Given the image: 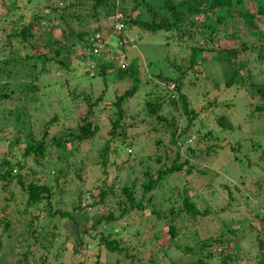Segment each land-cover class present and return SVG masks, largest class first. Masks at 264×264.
I'll use <instances>...</instances> for the list:
<instances>
[{
    "label": "trees",
    "instance_id": "1",
    "mask_svg": "<svg viewBox=\"0 0 264 264\" xmlns=\"http://www.w3.org/2000/svg\"><path fill=\"white\" fill-rule=\"evenodd\" d=\"M133 1L135 5L132 11L127 14L124 6L121 5V0H90L89 4L70 0L63 8H59L64 18V26L59 23L55 28L51 27L52 34L56 28H61V33L64 36L62 41H55L50 45L48 42L43 44L42 40L38 47L35 46L36 42L33 43L31 38L39 26L33 22L23 28L14 29V32L7 35L0 44V77L5 73L9 75V71L13 78L23 77L18 80L19 83H23L20 95L15 89L10 93L6 91L0 93L1 118L13 117L16 123L24 125L30 123L29 112L33 105H35V109L32 110L33 115L38 108L43 109L45 113L52 106H59L61 109L59 111H66L68 104L71 103L76 107L82 106L81 103H86L88 108V112L82 118L83 123L79 125L77 131L60 133L49 138L51 122L44 126L45 131L41 134V138L30 131L25 138L21 139L24 142L23 158L15 163L5 155L2 156L0 152V182L4 183L6 180H10L20 186L21 196L26 197L23 210L26 215L31 214L34 210L41 211L40 216L33 217L26 224L33 242L24 248L21 260L8 263L51 264L50 255L54 252L60 258L69 250L72 256H83L92 252L91 250H95V264H110L108 260L114 255L118 256L115 260L117 264L122 257L125 260L129 259V264H159L162 256H167L170 249L168 242L172 243L176 239V247L196 258L189 264H212L218 259L219 261L221 259L222 264H230V260H237L230 259L225 254L229 248L225 246V240L237 234V230H232L229 225L223 224V230L216 238L201 240L200 248L196 247L198 242H196L194 234H190L187 230L182 231L178 227V225L188 227V223L196 226L197 223H202L205 219L219 217L206 204L205 196L201 192L197 195L192 194L198 189L186 176L195 174L197 170L201 169L200 166L206 162V159L214 157L221 151L223 147L221 143L224 139L219 136L220 134H216L217 129H233V125L225 116L215 118L214 122L212 115L202 116L200 111L192 107L191 100L185 93L187 86L196 83L195 81L189 83L186 80L185 74L189 71L190 66L184 68L183 72L180 71L181 66L174 60L172 61V57L168 53L164 55L165 58L160 67L156 65L157 61H151L149 66H153L154 70L149 72L150 75H148V69L145 73H141L140 63L134 57L130 60L126 54L127 47L128 49L135 48L127 46L126 42L130 37L128 31L131 30V26H137L142 31L157 35L158 38L166 36L169 40L175 41L178 37L188 40L179 41H192V46H189L191 67L202 65L210 73L219 71L224 77L223 82L226 89L242 88L246 92L252 103L250 105L254 107L248 112V115L251 117L258 111L262 112L261 116H264V80L245 82L241 73L234 69L232 63L233 59L241 53L256 52L261 65L264 59V27L261 26H264V0H159L160 4L158 5L154 4V1L158 0ZM144 5L147 8V16L141 9ZM12 8L17 12L16 7ZM101 10L106 12L108 17H113L118 12L122 13L118 22H122L128 29L124 30V27L117 31L116 36L119 37V41L121 40L118 49L122 51L123 61L127 64L125 66L117 61L115 64L111 60H105L103 54L91 55L85 50V52L77 53L76 45L78 44L82 45L84 49L90 48L91 39L88 38L96 31H100L101 25L95 29L88 28L75 32L66 16L79 18L80 13H86L87 17L95 20L101 17ZM14 38L19 44L15 42ZM72 40L74 42L70 44ZM196 40L199 42L198 45L195 44ZM206 45H210V47ZM76 57L89 60L85 67L86 71L90 72L91 69L96 68L98 70L96 77L101 78L106 88L109 87L110 80L128 85L122 93L115 91L113 100H108V111L111 113L109 117L111 137L103 148L102 157H105L112 149L111 142L115 144L114 151L118 153L125 146L134 148L135 137L127 136V107L129 101L136 93L143 91L142 89L144 92L148 91L145 111L148 118L156 120L157 124L154 130L169 135L170 142L177 146L175 153L173 150L166 152L163 147L162 152L156 154L154 163L158 166L154 167L153 163L146 166L147 181L141 183L140 187H138V178L131 183H125L121 189L117 187L118 182L116 181L111 186H108L106 181L96 182L94 188L87 191L83 190V186H79L77 189H73V186H66L70 173L81 181L85 180V164H82L79 169L74 167V156L77 154V146H81L84 141L93 138L99 130L100 125L91 119L93 116L91 111L105 102L107 98V90H104L97 99L93 100L92 94L85 89V85H91L88 81H92L94 78H91L87 73L81 75L74 73L76 70L71 67L74 66L72 62ZM51 67L56 69L53 70ZM174 68L179 70L177 74L172 71ZM50 73L61 77L63 75L64 79L60 80L58 84L42 81V76ZM214 83L216 86L219 85V82ZM79 85L85 87L80 92L76 90ZM72 86L75 88L68 91V88ZM52 91H56L59 94L58 97L54 96ZM14 94H17L18 97H13ZM174 102L180 103L181 110H183V113L180 110L178 116L170 110ZM8 103L11 106L10 111L4 108ZM210 108H212V103L202 109L208 111ZM178 118H181L180 122ZM196 121L199 123L198 125ZM216 124L217 126H215ZM204 128L205 131H203ZM117 135L122 142L115 140ZM192 135L196 141L190 140L191 142H189ZM200 141L207 145L206 149H200ZM17 142H20V138L13 140L12 144L15 145ZM159 142L161 145L163 141L159 140ZM172 153L175 156L171 155ZM124 155L136 159L137 153L124 152ZM164 157L165 161L163 162ZM28 158L35 161L36 168L28 169ZM25 169L30 170V174H27ZM51 171L52 173H50ZM107 172L104 171L103 176ZM201 173L204 172L201 171ZM37 175H46L47 182L41 183L42 178L35 181ZM105 177L106 180L107 176ZM169 177L173 179L176 177L180 180L185 178V181L183 179V187L177 190L176 201L179 205L169 208L166 212L156 208L153 202L155 194L159 193L158 190L163 188L165 180ZM217 179L224 181L223 178ZM213 180H210L208 185H211ZM263 181L260 183L261 191L256 196L258 203L251 202L253 203L252 208L256 212L255 215L261 219H264ZM221 184L231 196L232 192L228 183ZM256 184L259 185V182L256 181ZM6 187V184H3L2 189L5 190ZM96 188L99 190L98 192L94 191ZM167 197L168 200H172L173 194ZM9 200L10 198L6 199V201ZM201 204L206 205L199 208ZM102 206L108 213L102 215L97 221H92L89 226L83 229L82 227L88 225L90 220H79V214H87L92 209L98 213ZM152 215L160 227L163 225L168 227L166 234H169L170 241L169 238L168 241L163 240L159 234L161 230L158 226L155 225L151 229L149 227L147 233L141 228L144 224L135 222L134 217L144 218L146 222ZM42 217L46 220L44 226L52 224L56 228L58 224L62 223L61 229L52 228L47 232L38 231ZM142 220L140 219V221ZM7 225L9 226V223ZM149 231L154 234H150ZM64 232L66 234H63ZM130 234L133 236L128 241L127 238ZM180 234L188 241L181 238L182 243L179 242ZM61 240L64 242L61 243ZM33 244H38V247ZM212 246L216 248L213 249ZM4 250L3 240L0 236V258L3 257L1 255ZM145 254L148 255L147 259H145ZM142 259L145 260L142 261ZM173 262L179 264L178 261ZM0 264L7 263L1 259ZM257 264H264V253L260 254Z\"/></svg>",
    "mask_w": 264,
    "mask_h": 264
},
{
    "label": "rangeland",
    "instance_id": "2",
    "mask_svg": "<svg viewBox=\"0 0 264 264\" xmlns=\"http://www.w3.org/2000/svg\"><path fill=\"white\" fill-rule=\"evenodd\" d=\"M78 1L90 3V0ZM68 2H70V0H0V44L6 39L7 35L14 32V29L23 28L25 25L33 22L39 26V29L35 31V35L31 38L33 43L36 42L35 46L38 47V44L42 40L43 44L48 42L50 45L55 41H62L64 36L61 33V28H56L54 34H52L51 27L55 28L59 23L61 26H64V18L61 15L60 9L67 5ZM154 4H160V1H154ZM121 5L124 6L126 13L129 14L135 2L133 0H121ZM12 7H16L17 12H15L16 9ZM141 9L145 12V16H147L146 6H142ZM11 13L13 14L11 15ZM74 13L77 12L74 11ZM100 16V18H96L95 20L87 17L86 13H80L79 18L70 17L69 15L66 17L71 22L75 32L88 28L95 29L101 25L100 31H96L88 39L90 40L93 36L95 37L99 34L101 36H99V38L103 40L105 45L101 49V51L104 50V52L100 50L99 52L105 55V60H111L115 64L119 62V64L123 66L127 65L123 61L121 49H118L121 40L119 41V37L116 36L117 31L124 29L123 23L118 22L122 13L118 12L113 17H108L106 12L101 10ZM261 26L264 27L263 25ZM126 29H128L127 26H125L124 30ZM130 29L131 30L128 31L130 37L127 38L129 44L126 40L125 42L127 46L130 45L131 48L135 49H128L127 47L128 52L126 51V54L130 60L136 58L140 63L141 73H145L147 69L148 73L151 70L153 71L154 67L149 66L153 61H157L156 65L160 67L165 58L164 55L170 53L172 61L174 60L181 66L179 69L180 71L183 72L184 68L190 66L189 71L185 74L187 82L191 83L195 81L197 83L185 88V93L191 100L192 107L200 111L202 116L212 115L214 122L216 120L215 118L225 116L233 125V129H217L216 134H220L219 136L224 139L221 143L223 146L221 151L214 157L206 159V162L201 164V169L199 171L196 169L197 172L195 174L186 176V178L191 181L192 185L198 189L192 192V194L197 195L201 192L203 196H205L206 204L209 205L211 210L217 213L219 217L217 219H205L204 222L197 223L196 226L188 223V227L182 225H178V227H180L182 231L187 230L190 234H194L197 239L196 242H198L196 247L200 248L201 240L205 238H216L222 232L223 226L229 225L232 230H237L236 235L227 238L224 242L225 246L229 247L225 252L226 256L230 259H237L233 261L230 260L229 263L257 264L260 260V254L263 255L264 253V219L255 215L256 212L253 210V203L251 202L258 203L256 196L260 193V183L264 180V116H261L262 112L259 113L256 111L255 115L250 117L248 112L254 107L250 105L252 103L249 101L244 89H226L223 82L224 77L219 71L218 73H210L202 65L191 67L189 46H192V41L187 42V39H179L178 37L175 41L169 40L166 36L158 38L157 35L142 31L137 26H131ZM16 38H14L15 42L19 44ZM196 39H198V37H196ZM73 42L74 40H72L70 44ZM198 43L199 42L196 40L195 44L198 45ZM132 44L135 45L133 46ZM206 46L210 47V45ZM76 50L77 53L86 51L91 54L90 49L84 51L82 45L79 44L76 45ZM211 54H214V52H211ZM88 62L89 60H82L77 57L74 58L72 62L74 66L71 68L76 70L74 71L75 74L81 75L87 73L91 78H94L92 81H88L91 85H85L86 88L79 85V88L76 90L80 92L83 88L87 89V91L92 94L93 100L97 99L102 91L107 90V98L105 102L99 104L91 111L93 113L91 119L100 125L99 130L93 138L84 141L81 146H77V154L74 156V167L79 169L82 164H85V180L81 181L75 178L74 174L70 173L66 186H73V189L83 186V190L87 191L94 188L96 182L102 183V181H106V184L111 186L112 183L116 181L118 182L117 187L121 189L125 183H131L138 178V187H140L141 183L147 181L145 176L146 166L150 163H153L152 165L154 167L158 166L154 163L156 154H160L163 147L166 152L173 150V153H175L174 151L177 149V146L170 142L169 135L161 134L154 130L157 124L156 120L148 118L145 111L146 94L148 91L144 92V89H142L143 91L136 93L129 101L127 107V136L135 137L134 148L125 146L124 149L118 153L114 151L116 146L111 142L112 149L105 155L106 158L102 157L103 148L107 145V141L111 137L109 132L111 129V123L109 121L111 113L108 111V100H113L115 91L122 93L128 85L127 83H118L110 80L109 87L106 88L101 78L96 77L98 72L96 68L91 69L90 72L86 71L85 67ZM232 63L234 69L241 73L245 82H261L264 80V59L260 65L259 57L256 52L241 53L233 59ZM51 68L53 70L56 69L55 67ZM179 70L176 68L172 69L176 74ZM150 74L151 73L148 75ZM108 76L112 77L111 75ZM22 78H13L10 75V71L9 75L5 73L0 77V93L5 91L10 93L15 89V91H18L17 94L20 95V88L23 83H19L18 80ZM62 79H64L63 75L61 77L52 73L42 76V81H49L50 84L54 82L58 84ZM214 82H219V85L216 86ZM74 86L68 88V91L75 88ZM52 93L57 97L59 95L56 91H52ZM17 94H14L13 97H18ZM209 103H212V108L208 111L202 109ZM81 104L82 106L79 105V108L74 106L73 103L68 104V109H66V111H59L61 110L59 106H52V108L45 113L43 109L38 108L34 115L32 114V110L35 109V105H33L29 112L30 123H25L24 125L22 123L21 125H19L18 122L16 123L13 117H0V152L2 156L5 155L6 158L10 159L13 163L22 159L24 142H22L21 139L25 138L30 131H33L35 136L41 138V134L45 131L44 126L48 122L52 123L49 124V138L60 133L77 131L79 125L83 123L82 118L88 112L87 104ZM10 107L9 103L4 106L8 111H10ZM170 110L178 116L181 110V104L174 102ZM55 113H57V115H55ZM181 113H183V110H181ZM178 120L180 122L181 118H178ZM182 120H185V118H182ZM196 123L197 125L199 124L197 121ZM215 126H217V124ZM203 131H205V128ZM17 138H20V142L13 145L12 141ZM115 140L117 142H122L118 138V135ZM159 140L163 141L161 145L159 144ZM190 140L196 141L193 135L190 136L188 141L191 142ZM203 148L206 149L207 145L200 141V149ZM124 152L128 154L137 153L136 159H131L133 157L124 155ZM173 153L171 155L175 156ZM123 161L124 163H122ZM162 161H165V157ZM27 162L28 169L36 168L35 161L32 158H28ZM28 169L25 170L27 174H30L31 171ZM104 171H108L105 175L107 176L106 180V177L103 176ZM201 171L204 173H201ZM50 173H52V171ZM45 176L46 175H37L34 180L36 181L42 178L41 183H46L47 178ZM215 177L223 178L224 181L218 180L217 178L213 180ZM183 179L185 181V178ZM183 179H176V177L174 179L170 177L166 179L163 188L158 190L159 193L154 196V206L166 212L169 208L178 206L179 203L176 201L178 195L177 190L183 187ZM210 180H213V184L211 183V185H208ZM256 181L259 182V185L256 184ZM221 183H228L232 192L231 196ZM3 184L7 186L5 190L2 189ZM19 190L20 186L17 185L15 181L6 180L4 183L0 182V236L5 248L4 253L1 255L3 257H1L0 260L2 259V261L7 264H11L8 262H17L22 259L24 248L33 242L29 229L26 228V224L33 217L41 214L40 210H34L28 215L23 212L26 197L21 196ZM94 191L98 192L99 190L96 188ZM170 194H173L172 200H168L167 196ZM7 198H10V200L6 201ZM206 204H201L199 208H203ZM89 211L90 212L87 214H79V220H90H88V225L86 224L82 227L83 229L89 226L92 221H97L102 215L108 213L103 206L99 208L98 213L94 209ZM134 218L136 219L135 222L144 224L141 228L147 233L149 227L151 229L154 228L155 225L158 226L161 230L159 234L163 237V240L168 241L169 234H166L168 227L166 225L160 227L154 215L149 217L146 222L144 218ZM140 219L143 220L140 221ZM45 221V218L42 217L41 224L38 226V231L47 232L52 228L60 230L62 227V223L58 224L56 228H54L52 224H49L46 225L48 226V229H46V226L43 225ZM7 223H9V226ZM149 233L152 235L154 234V232L151 231H149ZM63 234H66V232ZM132 236L133 234H130L127 240L129 241ZM181 236L182 234L179 235V242L182 243V240L188 241V239ZM61 241V243L64 242V240ZM176 241L177 239L172 243L171 241L168 242V244L170 243V249L166 254L167 256H162L159 264H176L173 261H178L179 264H189L196 260L191 254H187L182 251V249L176 247ZM44 243L46 244V242ZM35 245L38 247V244ZM35 245L33 244V246ZM212 248L214 249L216 247L212 246ZM91 251L92 252H88L83 256H72L69 250L60 258L54 252L50 255V261L51 264H95L96 252H94L95 250ZM102 257L105 258V256ZM117 257V255L110 257L108 262L110 264H117L115 262ZM147 258L148 255L145 256V259ZM145 259H142V261ZM126 262L129 264V259L125 260L122 257L119 264H126ZM212 264H222L221 259L220 261L219 259L214 261Z\"/></svg>",
    "mask_w": 264,
    "mask_h": 264
},
{
    "label": "built area",
    "instance_id": "3",
    "mask_svg": "<svg viewBox=\"0 0 264 264\" xmlns=\"http://www.w3.org/2000/svg\"><path fill=\"white\" fill-rule=\"evenodd\" d=\"M99 34L96 35L94 38H92V41H91V54L93 55H97L99 54V50L101 51L102 47H103V43H102V39L99 38ZM101 37V36H100ZM84 50H87V49H84Z\"/></svg>",
    "mask_w": 264,
    "mask_h": 264
},
{
    "label": "clouds",
    "instance_id": "4",
    "mask_svg": "<svg viewBox=\"0 0 264 264\" xmlns=\"http://www.w3.org/2000/svg\"><path fill=\"white\" fill-rule=\"evenodd\" d=\"M123 27H125V25L123 24ZM91 41H92V38H91ZM102 43H103V40H102ZM103 46H105L104 45V43H103ZM89 49H91V43H90V48ZM101 52H104V50H102ZM102 53H100V54H97V55H101ZM93 55V54H92Z\"/></svg>",
    "mask_w": 264,
    "mask_h": 264
},
{
    "label": "bare ground",
    "instance_id": "5",
    "mask_svg": "<svg viewBox=\"0 0 264 264\" xmlns=\"http://www.w3.org/2000/svg\"><path fill=\"white\" fill-rule=\"evenodd\" d=\"M125 54V53H124ZM184 153V152H183Z\"/></svg>",
    "mask_w": 264,
    "mask_h": 264
}]
</instances>
